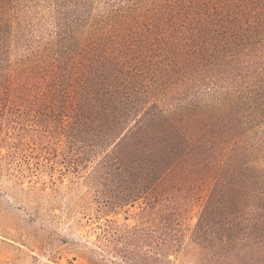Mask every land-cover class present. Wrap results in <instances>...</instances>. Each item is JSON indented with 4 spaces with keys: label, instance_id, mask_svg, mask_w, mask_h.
Returning <instances> with one entry per match:
<instances>
[{
    "label": "trees",
    "instance_id": "trees-1",
    "mask_svg": "<svg viewBox=\"0 0 264 264\" xmlns=\"http://www.w3.org/2000/svg\"><path fill=\"white\" fill-rule=\"evenodd\" d=\"M11 116L44 127L66 161L97 160L118 185L101 212L204 192L193 263L264 264V0H155L74 21L58 0H0V128ZM153 249L142 258L166 259Z\"/></svg>",
    "mask_w": 264,
    "mask_h": 264
},
{
    "label": "rangeland",
    "instance_id": "rangeland-1",
    "mask_svg": "<svg viewBox=\"0 0 264 264\" xmlns=\"http://www.w3.org/2000/svg\"><path fill=\"white\" fill-rule=\"evenodd\" d=\"M154 1L58 0V5L74 21ZM39 16L47 21V7ZM28 118L11 116L0 128V264H128L116 250L124 246L137 264L196 262L191 232L204 192L176 196L172 209L153 198L160 192L155 190L120 210L101 212L100 204L117 191L116 181L94 173L97 160L66 161L63 144L49 141L44 127ZM133 229L147 233L145 240L129 239ZM155 244L166 259L142 258L155 256Z\"/></svg>",
    "mask_w": 264,
    "mask_h": 264
}]
</instances>
